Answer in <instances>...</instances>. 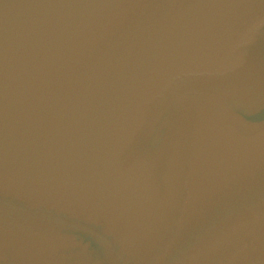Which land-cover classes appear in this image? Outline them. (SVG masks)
Wrapping results in <instances>:
<instances>
[{"label": "water", "instance_id": "1", "mask_svg": "<svg viewBox=\"0 0 264 264\" xmlns=\"http://www.w3.org/2000/svg\"><path fill=\"white\" fill-rule=\"evenodd\" d=\"M0 264H264V0H0Z\"/></svg>", "mask_w": 264, "mask_h": 264}]
</instances>
